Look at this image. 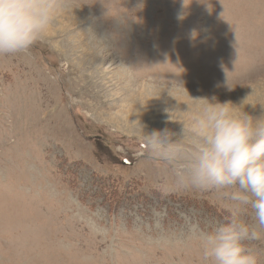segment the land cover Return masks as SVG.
<instances>
[{"label": "rangeland", "instance_id": "rangeland-1", "mask_svg": "<svg viewBox=\"0 0 264 264\" xmlns=\"http://www.w3.org/2000/svg\"><path fill=\"white\" fill-rule=\"evenodd\" d=\"M62 3L28 52L0 55V264H201L232 204L163 187L145 133H179L198 98L264 114V0Z\"/></svg>", "mask_w": 264, "mask_h": 264}, {"label": "clouds", "instance_id": "clouds-1", "mask_svg": "<svg viewBox=\"0 0 264 264\" xmlns=\"http://www.w3.org/2000/svg\"><path fill=\"white\" fill-rule=\"evenodd\" d=\"M63 7L62 0H0V55L28 52ZM193 100L204 106L179 133H145L148 155L170 174L163 187L222 191L232 204L226 221L199 237L201 264H260L249 245L264 240V114L237 116L215 97ZM248 210L254 224L241 218Z\"/></svg>", "mask_w": 264, "mask_h": 264}]
</instances>
